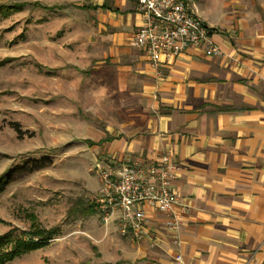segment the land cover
Wrapping results in <instances>:
<instances>
[{
    "label": "crops",
    "instance_id": "0c3cea01",
    "mask_svg": "<svg viewBox=\"0 0 264 264\" xmlns=\"http://www.w3.org/2000/svg\"><path fill=\"white\" fill-rule=\"evenodd\" d=\"M260 1L245 6L239 0H207L197 9L213 29L219 56L192 48L159 66L141 52L124 63L142 101V125L101 144L102 167L117 170L124 162L168 156L179 166L172 182L179 197L177 227H169L170 216L146 203L145 237L134 242L121 236L115 216L107 233L98 235L102 264H264ZM134 2L113 0L117 11L98 4L101 22L115 29L114 45L126 40L131 47L142 24Z\"/></svg>",
    "mask_w": 264,
    "mask_h": 264
},
{
    "label": "rangeland",
    "instance_id": "374dc122",
    "mask_svg": "<svg viewBox=\"0 0 264 264\" xmlns=\"http://www.w3.org/2000/svg\"><path fill=\"white\" fill-rule=\"evenodd\" d=\"M188 1L198 9L207 0ZM100 3L0 0V176L8 178L0 236L29 231L30 215L58 229L47 245L6 264H102L101 144L142 125L143 108L123 68L140 52L126 40L114 45L115 29L94 8Z\"/></svg>",
    "mask_w": 264,
    "mask_h": 264
},
{
    "label": "built area",
    "instance_id": "2783aa9c",
    "mask_svg": "<svg viewBox=\"0 0 264 264\" xmlns=\"http://www.w3.org/2000/svg\"><path fill=\"white\" fill-rule=\"evenodd\" d=\"M142 24L131 38V47L141 52L153 66L176 60L189 49H200L207 57L221 54L213 39V29L188 0H135ZM179 166L168 156L155 162H124L121 168L102 172L99 198L101 219L108 226L117 216L121 236L139 242L145 237L146 214L151 203L170 216L169 227L176 228L174 207L179 197L172 188Z\"/></svg>",
    "mask_w": 264,
    "mask_h": 264
},
{
    "label": "trees",
    "instance_id": "16d2710c",
    "mask_svg": "<svg viewBox=\"0 0 264 264\" xmlns=\"http://www.w3.org/2000/svg\"><path fill=\"white\" fill-rule=\"evenodd\" d=\"M19 8L22 6L19 5ZM95 9L98 6L94 7ZM103 10L117 11L113 6V0H103V3L100 6ZM17 127L18 125L15 124ZM38 160L34 161V164L42 163ZM8 178L6 176H0V195L5 191L8 184ZM83 213L87 216L94 214V206L90 205L83 210ZM32 223L30 230L27 232H20V237H15V229L8 231L6 234L0 236V264H6L13 261L15 258L36 250L41 249L49 243L57 234L58 229L52 228L50 230H45L41 228L36 221L35 216H29Z\"/></svg>",
    "mask_w": 264,
    "mask_h": 264
}]
</instances>
